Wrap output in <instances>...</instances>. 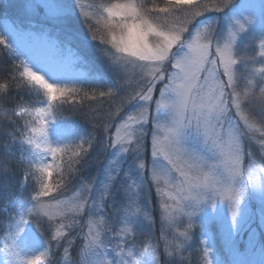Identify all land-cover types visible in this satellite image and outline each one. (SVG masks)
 Listing matches in <instances>:
<instances>
[{"label": "snow or ice", "instance_id": "6c2138e0", "mask_svg": "<svg viewBox=\"0 0 264 264\" xmlns=\"http://www.w3.org/2000/svg\"><path fill=\"white\" fill-rule=\"evenodd\" d=\"M10 6L0 0L3 12ZM39 7L48 9L53 28L69 40L97 49L127 87H77L79 81L70 82L38 48L28 47L31 33L23 22L0 23V46L19 61L0 83V108L13 86L35 98L17 104L15 118L0 116L11 128L0 131L8 137L0 144V192L9 186L13 161L23 170L21 188L32 178L39 185L28 199L7 201L12 214L0 228V264H72L76 238L82 241L77 264H162L160 244L152 236L155 218L143 203L146 183L159 198L160 238L167 257L163 264H185L194 217L203 237L198 264H225L213 254L211 227L219 221L231 239L246 223V190L258 191L264 200V165L254 167L252 153L244 147L246 137H264V0L258 20L238 19L241 6L233 0H108L87 5L81 0L62 5L25 0L26 9ZM77 10L87 26L84 34L73 24ZM105 100L110 101L106 112L87 103ZM69 102L74 111L89 108L93 128L103 133L120 118L107 143L103 136L97 141L91 133L59 121ZM126 106L133 111L121 116ZM233 115L238 117L235 122ZM258 142L264 148V139ZM97 144L100 152L112 150L100 191L94 196V185L85 182L65 195ZM109 197H119V203H110ZM218 205H226L230 221ZM44 225L48 241L38 235Z\"/></svg>", "mask_w": 264, "mask_h": 264}, {"label": "rangeland", "instance_id": "374dc122", "mask_svg": "<svg viewBox=\"0 0 264 264\" xmlns=\"http://www.w3.org/2000/svg\"><path fill=\"white\" fill-rule=\"evenodd\" d=\"M5 3H10L7 12L0 10V23L5 21L11 22L15 21L17 24L23 22L24 29L26 32H30L31 36L26 38V44L31 48H38L44 58L52 62L58 69L65 72L69 78L70 82L76 83L77 87H82L84 89H95L100 88L103 84H108L114 86L116 89L120 87H127L125 80L122 75L117 76L110 69L106 58L95 48L84 49L79 44L78 40H69L66 35L58 28H53L50 19L49 12L47 8H25V0H4ZM45 2L62 5L66 2H72V0H34L36 5H43ZM108 0H81V3L87 5L89 3L100 4L107 3ZM158 2L163 3V0H158ZM233 3L240 7V13L237 15L238 19H242L243 16H250L255 20L259 19L260 16V0H233ZM73 24L75 29L78 30L79 34H84L87 32V26L83 23V18L79 17V10L73 16ZM259 34L258 32L256 33ZM43 44L50 47L48 50H42ZM0 53L3 55L5 61L17 64L19 61L12 57V54L0 46ZM24 58V57H22ZM102 78V80H101ZM160 85L157 86L159 89ZM243 87V84L241 85ZM106 90V89H105ZM122 94V93H121ZM158 97V91L156 93ZM35 98L33 97L32 101ZM31 101V102H32ZM92 107L99 108L101 112H106L109 107L110 101L105 100L102 104H96L95 102H87ZM153 107H155L153 105ZM73 108V103L64 105V109L61 114H59V121H68L73 126L79 127L81 129V123L77 118H72L71 113ZM114 110V105H113ZM133 111L131 106H126L124 111L121 112V116L126 113ZM77 113V111H75ZM79 117L83 120V125H88L91 123L90 128L85 129L88 133L97 137V141L103 136L105 143L108 142V137L115 133L116 125L120 122V118L111 122V126L107 133H103L100 129L93 128L92 113L89 108L85 109V113L79 112ZM238 117L233 115V122L236 121ZM264 139L259 133H256V138L249 140L247 137L244 140V147L246 151H251L252 159L255 161L254 167L264 165V148L261 147L259 140ZM97 148L92 150L91 158L89 164L81 169V174H77L80 180L73 185H70V191L65 195H71L72 191L80 186L81 183H91L95 187L93 195L95 196L101 188V182L105 180L104 166L106 163V158L111 149L107 152L98 151ZM99 155V161L94 159ZM146 160L150 163V135L148 137V151L146 155ZM248 163V158L245 160ZM131 163L129 160L124 164V168L127 169L128 164ZM55 174V173H54ZM56 176V175H55ZM76 176V177H77ZM145 201L147 207L151 209V215L155 218V223L152 227V236L154 242H159L161 262L167 259L164 255V241L161 237V220H160V209H159V198L156 195L155 188L149 190L148 184H145ZM113 200L118 204L119 197L112 198L109 197V202L112 203ZM219 208L223 209L221 215L227 214L226 205H218ZM245 209V221L242 228L238 234H235L231 239L228 238L225 226L219 221L215 223L210 230V235L213 238V254L220 260L224 261L225 264H264V200L261 199V195L258 191L249 188L245 192V200L242 204ZM209 212L214 210L211 208L207 209ZM108 212L112 211L111 207H108ZM197 213V216H200ZM227 219L230 221L231 216L227 214ZM196 222V227L193 229V238L191 241V247L184 253L186 257L185 264H198L200 250L203 245L200 240L203 239L200 235L199 223L200 221L194 217ZM83 222V221H82ZM180 230H183L181 226ZM43 231V232H42ZM76 231H79L77 229ZM39 238L43 241H48L50 238V233L47 225H44L39 230ZM75 236V232L73 233ZM166 235L169 239L172 238L171 231H167ZM143 239V237L141 238ZM82 241L79 238L75 239V244L71 249V260L72 264H77L78 262V250L81 246ZM218 243L222 244L223 249L218 246ZM3 244L0 242V247ZM61 251L56 252L55 260L58 262L61 259ZM1 256V254H0ZM226 260V261H225ZM1 262V261H0Z\"/></svg>", "mask_w": 264, "mask_h": 264}, {"label": "trees", "instance_id": "16d2710c", "mask_svg": "<svg viewBox=\"0 0 264 264\" xmlns=\"http://www.w3.org/2000/svg\"><path fill=\"white\" fill-rule=\"evenodd\" d=\"M262 2V0H260ZM13 64L10 63L8 60L5 61L3 55L0 53V83L5 82L6 78L9 76L10 70H12ZM33 97L29 96L26 89H19L16 86H13L10 90L9 97L4 101V107L0 108V116L7 115V116H13V112L15 109V106L21 102L27 104L32 101ZM118 103V101H116ZM81 123V129L88 133V131L85 129L90 128L91 123L88 125H83V120L79 117V111L77 113L75 111H72L71 117L77 118ZM82 120V121H81ZM8 124V121L5 119L2 122H0V131H11V128L6 127ZM95 130V129H94ZM97 132V130H95ZM8 141L7 136L0 135V144L6 143ZM95 161H99V155L94 159ZM12 171L13 174L8 180V188L4 190L3 192H0V228H2L7 220V217L12 214V208L11 206L7 205V201L9 197H17L22 200H26L29 198L33 187L38 188V182L35 178H32L29 180L27 186L25 188H21L19 186V180L22 176V169L18 167L15 163V161L12 162ZM81 174V172H80ZM56 174H53V179L55 180L57 177ZM80 178L77 176L73 183L76 184ZM43 232V231H42ZM218 246L223 249L222 244L218 243Z\"/></svg>", "mask_w": 264, "mask_h": 264}, {"label": "bare ground", "instance_id": "6f19581e", "mask_svg": "<svg viewBox=\"0 0 264 264\" xmlns=\"http://www.w3.org/2000/svg\"><path fill=\"white\" fill-rule=\"evenodd\" d=\"M50 47H48V46H46V45H44L43 44V49L42 50H48ZM3 259H4V257H3V255L1 254V256H0V261L2 262L3 261Z\"/></svg>", "mask_w": 264, "mask_h": 264}]
</instances>
